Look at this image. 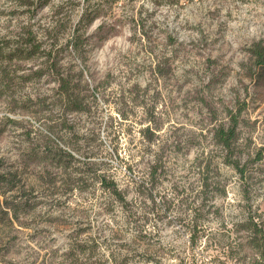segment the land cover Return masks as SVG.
Listing matches in <instances>:
<instances>
[{
  "label": "rangeland",
  "instance_id": "1",
  "mask_svg": "<svg viewBox=\"0 0 264 264\" xmlns=\"http://www.w3.org/2000/svg\"><path fill=\"white\" fill-rule=\"evenodd\" d=\"M262 47L264 0H0V264H264Z\"/></svg>",
  "mask_w": 264,
  "mask_h": 264
},
{
  "label": "trees",
  "instance_id": "2",
  "mask_svg": "<svg viewBox=\"0 0 264 264\" xmlns=\"http://www.w3.org/2000/svg\"><path fill=\"white\" fill-rule=\"evenodd\" d=\"M80 39L79 35L75 36V40L76 43L75 45H78L79 42L77 40ZM256 55H257V63L259 65H261L263 67L264 70V47L259 48L256 51ZM62 89L65 90L66 92H68V88H69V83L65 80H63V83L61 85ZM76 100V108L78 109H82L85 106L84 100L82 97H80V95H76L75 97ZM240 115L238 114H232L231 118H230V123L229 125L226 124H220L217 127L216 130V136L219 138V140L223 143V145L225 146V148L228 151V156L230 157V155L233 152L234 149V140L237 134V126L239 124V118ZM1 132V131H0ZM144 135L147 139L151 140L153 138V136L155 135V132L151 129V126H148L145 130H144ZM61 153H67V156L69 157H75L74 153L72 152H68L66 149L64 148H60ZM262 152H258V155L261 156ZM2 159L0 158V161ZM161 159L156 160V164L153 165V169L151 170V174L150 177L152 180L155 179V172H157L158 167H159V161ZM232 163L234 164V166L239 170V171H243V169L240 168V165L238 164L237 161H232ZM205 173V171H204ZM19 176V171L18 169L16 170H6L3 172H0V186H7L8 189H13L18 187V182L21 180V178L18 177ZM103 183H105V185L108 186V190L109 193H111L112 196H116V198L121 199L122 201L127 203V197H126V192L124 191L123 188H121L117 182L115 177H113V175L111 174H103ZM256 226V232L257 233H261L262 234V238L264 239V227H259L258 228V224H255Z\"/></svg>",
  "mask_w": 264,
  "mask_h": 264
}]
</instances>
